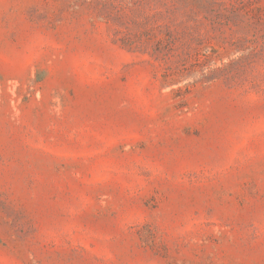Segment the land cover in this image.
Returning <instances> with one entry per match:
<instances>
[{
  "label": "rangeland",
  "instance_id": "rangeland-1",
  "mask_svg": "<svg viewBox=\"0 0 264 264\" xmlns=\"http://www.w3.org/2000/svg\"><path fill=\"white\" fill-rule=\"evenodd\" d=\"M0 264H264V0H0Z\"/></svg>",
  "mask_w": 264,
  "mask_h": 264
}]
</instances>
